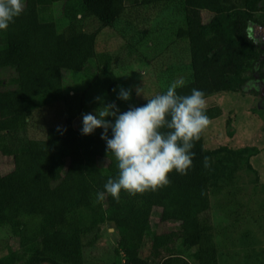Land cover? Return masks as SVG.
<instances>
[{
    "label": "trees",
    "instance_id": "16d2710c",
    "mask_svg": "<svg viewBox=\"0 0 264 264\" xmlns=\"http://www.w3.org/2000/svg\"><path fill=\"white\" fill-rule=\"evenodd\" d=\"M61 1L67 0H23V14L7 31L0 30V69L13 68L16 74L11 79L15 87L0 90V154L13 164L11 171L0 172V227L7 226L22 250L29 251L26 256L23 251H10L0 257V264H82L83 236L105 223L114 227L121 264H218L212 226L203 215L209 208L210 172L222 169V161L237 151L227 150L228 155L217 159L225 149L206 150L202 134L187 175L173 171L170 185L160 190L135 196L122 190L119 202L110 195L101 202L96 193L118 175L115 157L107 154L101 139L103 129L82 135V127L75 128L68 118L64 130L50 126L44 138L28 136L26 117L66 97L63 71H88L97 54V32H57L51 10ZM160 1L138 0V4ZM175 1L183 20L174 35L187 40L190 55V78L178 93L190 95L195 88L206 97L240 89L247 79L241 72L254 57L245 36L249 0ZM80 2L104 28L113 26L126 8V0ZM201 10L214 15L204 22ZM112 56L103 53L100 68L108 70L116 64L120 57ZM114 86L111 81L108 91ZM146 103L143 99L133 105ZM128 110L129 106L120 111ZM206 156L211 158L207 169ZM154 207L159 210V224L172 226L154 234L148 255L143 256Z\"/></svg>",
    "mask_w": 264,
    "mask_h": 264
},
{
    "label": "rangeland",
    "instance_id": "374dc122",
    "mask_svg": "<svg viewBox=\"0 0 264 264\" xmlns=\"http://www.w3.org/2000/svg\"><path fill=\"white\" fill-rule=\"evenodd\" d=\"M138 3V0H126L124 12L108 28L86 14L80 0L61 1L52 6L57 32H97V54L89 63L88 71H63L66 97L37 108L26 117L29 137L44 138L50 126L64 130L68 118L75 128H81L82 113L94 114L100 106L95 100L98 96L106 102H115L121 110L146 99L137 96V87L143 88L148 98L168 88L178 78H183L184 82L189 80L188 42L174 35L183 20L176 1ZM200 14L204 22L214 15L206 10H201ZM103 53L120 58L116 64L111 61V68L104 70L100 68ZM15 75L13 68H1L0 90L14 88L11 79ZM111 81H115V86L108 91ZM121 87L132 90L131 100L117 99ZM258 87L257 82L249 80L240 89L217 91L205 97L206 114L210 119L202 133L205 149H225L216 155L217 159L228 155L227 150L239 153L229 154L232 158L222 161V169L210 172L209 208L203 215L212 226L218 264H264V84L260 82ZM12 168L11 159L0 154V172L5 174ZM158 219L159 210L154 207L143 256L148 255L155 233L171 229L172 224H159ZM8 230L7 226L0 227V257L10 251H23V256L28 255L29 251L25 253L23 245L18 244ZM113 230L111 224L105 223L83 236L82 264L123 262V254L115 251L118 245Z\"/></svg>",
    "mask_w": 264,
    "mask_h": 264
},
{
    "label": "clouds",
    "instance_id": "9594fccd",
    "mask_svg": "<svg viewBox=\"0 0 264 264\" xmlns=\"http://www.w3.org/2000/svg\"><path fill=\"white\" fill-rule=\"evenodd\" d=\"M24 10L23 0H0V30L7 31ZM245 36L253 44L259 43L251 22ZM184 83L183 78H178L164 94L153 98H147L143 88L137 87V96H144L147 103L139 107L130 105L125 112L115 102L98 96L95 100L100 106L94 114L82 113L81 134L92 135L103 129L101 139L106 142L107 154L111 153L117 162L118 175L110 177L104 191L96 193L98 201L110 195L119 202L122 190L132 196L157 191L170 185L169 173L188 174L193 167V149L210 119L205 93L193 88L190 95H180L177 89ZM131 98L132 90L121 87L117 99ZM210 160L204 157L206 169L211 166Z\"/></svg>",
    "mask_w": 264,
    "mask_h": 264
},
{
    "label": "flooded vegetation",
    "instance_id": "af4514ba",
    "mask_svg": "<svg viewBox=\"0 0 264 264\" xmlns=\"http://www.w3.org/2000/svg\"><path fill=\"white\" fill-rule=\"evenodd\" d=\"M242 9H244V7ZM245 10H247L250 15L248 25L249 22H251L254 35L259 43L253 44L251 42L254 50V57L250 67L244 69L241 73L248 72L242 75L247 78L245 83L251 80L264 84V0H249V7L245 8Z\"/></svg>",
    "mask_w": 264,
    "mask_h": 264
}]
</instances>
